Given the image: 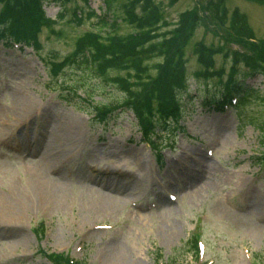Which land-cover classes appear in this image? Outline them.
Segmentation results:
<instances>
[{
  "label": "rangeland",
  "instance_id": "rangeland-1",
  "mask_svg": "<svg viewBox=\"0 0 264 264\" xmlns=\"http://www.w3.org/2000/svg\"><path fill=\"white\" fill-rule=\"evenodd\" d=\"M125 1L106 9L103 0H70L60 6L46 0L45 18L52 23L41 27L37 50L0 41V200L20 203L23 218L19 226L0 214V264H55L54 259L68 256L80 264H264V207L257 205L264 199V169L253 163L264 152L259 129L264 124V73L246 78L262 99L249 101L240 119L236 109L217 112L204 105L233 69L235 78L248 72L242 64L233 68L228 58L233 51L250 52L246 41H230L228 26L238 13L256 42H264V0H156L166 22L161 33L173 35L179 15L197 5L201 17L182 49L184 115L165 133L157 152L143 143L131 110L105 125L97 123L96 107L122 100L120 88L89 66L70 65L53 73L51 61H70L80 50L78 39L102 29L103 13L112 9L117 19L116 27L101 30L103 35L130 33L133 29L118 11ZM198 41L222 50L214 56V70H223L222 76H195L201 69L192 52ZM21 99L28 109L24 115L13 109L14 104L21 107ZM223 117L228 128L222 126ZM188 149L191 153L183 154ZM137 153L146 161L142 172ZM195 158L201 160L196 167ZM114 166L123 178L115 176ZM197 167L200 175H185L186 181L178 182L181 169L196 174ZM135 179L147 190L118 194L103 187L124 180L131 185ZM194 242L200 253L194 252Z\"/></svg>",
  "mask_w": 264,
  "mask_h": 264
},
{
  "label": "trees",
  "instance_id": "trees-1",
  "mask_svg": "<svg viewBox=\"0 0 264 264\" xmlns=\"http://www.w3.org/2000/svg\"><path fill=\"white\" fill-rule=\"evenodd\" d=\"M44 1L46 0H0V40L21 46L32 45L38 49L37 35L41 27L52 23L45 18L41 8ZM54 1L58 4L70 2ZM114 1L116 0H104V4L111 8ZM167 1L173 4L178 0ZM199 9L197 6L194 10L182 12L179 15V23L172 31L173 35H169V31L166 33L158 31L166 22L156 0H126L118 6V11L122 15L120 16L122 22L130 25L133 30L125 35H103L101 30L110 23L106 20V15H102L99 18L102 29L79 38L77 48L80 50L69 58L70 61L65 59L60 63L51 61L54 62L53 73H56L58 68L62 70L70 65L91 67L96 76L120 88L124 97L112 104L97 106L95 115L98 123L110 117L117 109L125 107L136 115L144 140L149 143L151 141L156 143L157 140L161 143L160 136L170 131L184 113L181 97L185 95L187 84L185 61L179 48L183 47L182 44L190 39L198 28L201 22ZM109 13L110 17L116 18L112 9ZM75 17L77 18V14ZM111 23L116 27L117 19H113ZM229 28L235 36L230 41L243 42L241 38H254L246 27L243 16L238 13H233ZM177 34L178 37L175 36ZM247 43L250 45L249 53L233 51L228 57L233 61V68L237 64H242L252 72L251 75L264 73V42ZM221 52V49L214 50L202 42H195L193 53L201 66L195 76L204 80L215 75L222 76L223 70H214V56ZM155 57L161 60L150 64L149 61ZM110 71L113 74L108 77ZM235 71L233 69L228 74L225 82L220 81L222 88L216 94L217 98H208L204 103L211 105L224 101V104H231L233 96L238 95L240 98L237 111L240 112L238 116L240 119L241 111L249 101L264 97L259 98L256 95L257 89L246 84L244 77L247 74L237 80ZM70 102L71 100H68V103ZM248 123L254 124L252 120H248ZM259 129L264 134V124H261ZM254 163L264 167V152L254 158ZM56 263L67 264V260L57 258Z\"/></svg>",
  "mask_w": 264,
  "mask_h": 264
},
{
  "label": "bare ground",
  "instance_id": "bare-ground-1",
  "mask_svg": "<svg viewBox=\"0 0 264 264\" xmlns=\"http://www.w3.org/2000/svg\"><path fill=\"white\" fill-rule=\"evenodd\" d=\"M13 95H14V100L17 98V94H15V93H13ZM25 101V103L26 102H28L29 101V99L28 100H24ZM18 103H20V105H21V107H19L18 108V106L16 105V104H14V106H13V109H15L16 111L18 110L19 112V114H23L24 115V113H26L27 112V110L25 111V107H26V105L22 102V99L18 102ZM221 120V122H222V126H223V128H228V126H226L225 125V123H226V120L224 119V117L223 118H220ZM210 128H212V129H216V127L217 126H214V125H212V123L211 124H209L208 125ZM217 133H218V131H215V136L217 137ZM61 135H63V136H67L66 135V133L65 132H62L61 133ZM67 139H68V137H67ZM66 140V139H65ZM68 144V143H67ZM65 145V144H64ZM50 146L49 147H47V148H45V156H48L50 153H49V151H50ZM131 155H132V153H133V155H134V152H132L131 150H127ZM196 151V150H195ZM190 154L191 153V151L188 149L187 151H183V154ZM56 158H57V156L56 157H52L51 158V160L50 161H55L56 160ZM44 158H42V160H43ZM135 159H136V164L138 165V167L141 169V172L144 170V165H145V162L146 161H144L142 158H141V156L139 155V153H137L136 154V157H135ZM201 160L199 159V158H195V160H194V164H193V166L194 167H196V166H198V163L200 162ZM203 162L204 161H202V164H203ZM202 166H204V164L202 165ZM205 167V166H204ZM191 169V167L190 168H188L187 170H190ZM208 169H209V165H207L206 167H205V169L204 170H202V171H205V173H208ZM117 170V166H114V169H113V171H115V176H118V177H120V178H123V176H124V174H122V171H116ZM184 171V169H181V171L179 172V174H178V182H183L184 183V181H186V178H185V175H190V176H197L198 174L200 175L201 174V171L198 169V167L197 168H195V171H196V174H194V173H189L188 171H185V172H183ZM92 177H94L95 178V176H92ZM177 177H176V179H177ZM206 179V178H205ZM126 180H124V181H118V183H117V185L116 186H114V183H111V185H103V187L105 188V189H110L111 191H114V192H116V193H118V194H120V193H122V191H126L127 189H129V190H131V192L132 191H134V192H143V190H147V186L145 185V186H143L142 184H140L139 182H138V180L137 179H135L134 181H132L133 182V184H128V182L126 181ZM240 184H242V183H239L237 186H239ZM241 186V185H240ZM207 187V184L205 185V188ZM144 191V192H145ZM19 202H21V201H19ZM113 202L114 203H116L117 204V202H116V200H113ZM22 203V202H21ZM118 203H120V201L118 200ZM100 205H101V207H105L104 205H103V202H102V200L100 201ZM257 205L259 206V209L261 210L263 207H264V199H258L257 200ZM0 206H1V211H0V214H3L5 217H7L8 219H11V220H16V221H18L19 222V226H21L22 225V221H23V218H22V215H21V213H20V211H19V209H20V207H22V205L20 204V203H17V202H13L12 200H10V199H8V198H4L3 199V203H2V201L0 200ZM18 214V215H17ZM14 225H17V224H15L14 223ZM13 230H15V229H13ZM18 231H19V229H17ZM16 231V230H15Z\"/></svg>",
  "mask_w": 264,
  "mask_h": 264
}]
</instances>
